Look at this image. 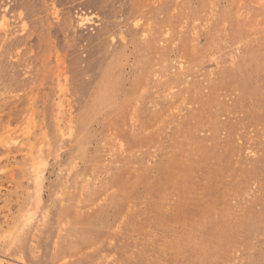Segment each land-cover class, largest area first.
Returning <instances> with one entry per match:
<instances>
[{
	"label": "rangeland",
	"instance_id": "374dc122",
	"mask_svg": "<svg viewBox=\"0 0 264 264\" xmlns=\"http://www.w3.org/2000/svg\"><path fill=\"white\" fill-rule=\"evenodd\" d=\"M0 264H264V0H0Z\"/></svg>",
	"mask_w": 264,
	"mask_h": 264
}]
</instances>
